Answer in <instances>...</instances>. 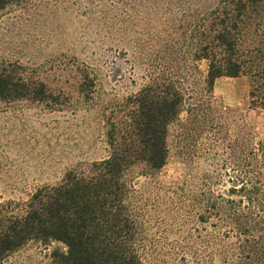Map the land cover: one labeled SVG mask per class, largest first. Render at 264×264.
Masks as SVG:
<instances>
[{
	"label": "rangeland",
	"instance_id": "1",
	"mask_svg": "<svg viewBox=\"0 0 264 264\" xmlns=\"http://www.w3.org/2000/svg\"><path fill=\"white\" fill-rule=\"evenodd\" d=\"M5 1L0 68L15 66L43 84L46 96L42 103L0 102V205H22L37 189L106 157L110 103L154 78L166 49L182 44L186 24L212 2ZM173 66L183 102L178 121L168 127L166 165L150 176L137 166L126 177L137 191L139 255L143 264H233L235 238L216 219L197 222L193 207L202 196L228 198L246 180L250 144L262 147L263 162L264 111L251 107L246 77L219 79L208 94L207 62L187 59L181 65L177 57ZM87 73L95 75L93 101L79 93ZM55 247L30 243L5 264H48Z\"/></svg>",
	"mask_w": 264,
	"mask_h": 264
},
{
	"label": "trees",
	"instance_id": "2",
	"mask_svg": "<svg viewBox=\"0 0 264 264\" xmlns=\"http://www.w3.org/2000/svg\"><path fill=\"white\" fill-rule=\"evenodd\" d=\"M6 4L0 0V10ZM179 39L182 44L166 49L154 78L110 103L111 111L104 115L106 157L72 169L60 183L37 189L22 205H0V264L30 243L56 245L48 264H143L137 191L126 177L137 166L150 176L166 165L168 127L178 121L183 102L174 81V59L179 57L181 65L187 59L207 62L208 94L219 79L246 77L251 107L264 111V0H212L186 24ZM94 78L82 76L79 93L87 101L95 100ZM45 96V86L15 66L0 68V102L42 103ZM257 146L249 145L246 180L234 186L228 198L202 196L193 207L197 222L216 219L228 229L226 235L235 238L233 264H264L259 177L264 160Z\"/></svg>",
	"mask_w": 264,
	"mask_h": 264
}]
</instances>
